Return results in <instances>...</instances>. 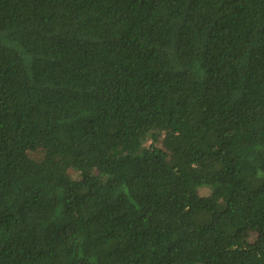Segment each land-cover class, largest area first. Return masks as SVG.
I'll return each instance as SVG.
<instances>
[{
  "label": "trees",
  "instance_id": "trees-1",
  "mask_svg": "<svg viewBox=\"0 0 264 264\" xmlns=\"http://www.w3.org/2000/svg\"><path fill=\"white\" fill-rule=\"evenodd\" d=\"M0 264H264V0H0Z\"/></svg>",
  "mask_w": 264,
  "mask_h": 264
},
{
  "label": "rangeland",
  "instance_id": "rangeland-1",
  "mask_svg": "<svg viewBox=\"0 0 264 264\" xmlns=\"http://www.w3.org/2000/svg\"><path fill=\"white\" fill-rule=\"evenodd\" d=\"M148 143V142H147ZM146 143V144H147ZM205 192V191H204ZM243 238L246 240V241H248V242H252L255 238H256V232H254V231H249V230H247V231H244L243 232Z\"/></svg>",
  "mask_w": 264,
  "mask_h": 264
}]
</instances>
